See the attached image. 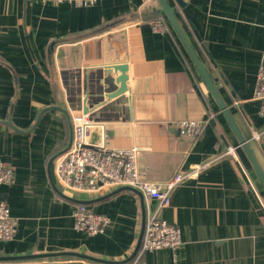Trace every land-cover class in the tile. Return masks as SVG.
I'll use <instances>...</instances> for the list:
<instances>
[{
  "label": "crops",
  "instance_id": "obj_1",
  "mask_svg": "<svg viewBox=\"0 0 264 264\" xmlns=\"http://www.w3.org/2000/svg\"><path fill=\"white\" fill-rule=\"evenodd\" d=\"M165 1L174 20L158 0H0V160L14 171L0 184V203L17 223L14 238L0 241V264H264V186L248 154L264 174V116L253 100L264 66V0ZM153 20L166 31L154 32ZM115 65L127 68L126 91L107 99ZM76 117L89 124V146L136 148L142 180L186 176L170 204L158 209L127 190L100 199L119 189L61 187L54 162ZM182 120L204 121L202 136L179 134ZM229 146L234 156H220ZM78 204L106 216V228L77 231ZM152 214L178 227L177 250L137 247Z\"/></svg>",
  "mask_w": 264,
  "mask_h": 264
},
{
  "label": "built area",
  "instance_id": "obj_2",
  "mask_svg": "<svg viewBox=\"0 0 264 264\" xmlns=\"http://www.w3.org/2000/svg\"><path fill=\"white\" fill-rule=\"evenodd\" d=\"M51 3L64 1L81 6H90L99 0H42ZM157 33L166 31L160 20L149 23ZM253 100L259 104V113L264 116V66L258 70L256 89ZM204 121L182 120L175 124L179 134L199 139L204 131ZM89 124L83 117L73 118V130L70 144L60 157L55 159L54 177L64 189L81 194H98L110 189L126 188L127 191L140 194L145 199L155 200L158 209L170 204L172 190L186 176L176 175L172 180L161 185L147 182L140 178L136 166L138 150L110 149L105 145L93 147L87 143ZM257 137V135H255ZM234 156V148L227 147L220 156ZM14 171L0 160V184H10ZM74 228L87 235H95L106 228L109 219L91 211L87 206L78 204L73 212ZM17 232L16 220L8 207L0 203V241H10ZM182 240L178 227L156 216L147 215L143 221L140 251L153 252L160 249L175 251ZM132 264H139L137 262Z\"/></svg>",
  "mask_w": 264,
  "mask_h": 264
},
{
  "label": "water",
  "instance_id": "obj_3",
  "mask_svg": "<svg viewBox=\"0 0 264 264\" xmlns=\"http://www.w3.org/2000/svg\"><path fill=\"white\" fill-rule=\"evenodd\" d=\"M158 1H159L160 5L162 7L163 13L166 14L167 16H169L171 18V20H174L173 19V14H172V9L168 6L166 1L165 0H158ZM175 1H176V3L178 5H180V6L183 5L182 0H175ZM191 55L193 57V61H194V64H195V66H196V68L198 70L199 75L203 79L204 83L206 84V86L208 87L210 92L217 99V101L219 103V106H220V108L222 110L223 115L228 120V122L231 125V127L233 128V130L237 133V129H236L235 125H234V122L232 121L227 109L220 102V100H219V98H218V96H217V94L215 92V89H214L213 83H212V81L210 79V76L208 75L207 71L202 66V64L198 61V59L192 54V52H191ZM109 69L112 70L115 74L118 73V76L115 79H112L110 77H108L106 79V83L105 84H106V88L108 90L104 91V93H105L104 97L107 98V99L115 98V97L123 94L126 91V82H127V74H126L127 68H126L125 65H115V66L109 67ZM115 84L119 85V87L118 88H114ZM84 113H87V110H84ZM242 145H243L244 148H246V145H245L244 141H242ZM248 154H249V157H250V159H251V161L253 163V166H254L255 171L257 173V176H258V179L262 183V185L264 186V174L261 172V170L255 164V162H254V160L251 157L249 152H248ZM126 190H127L126 188H121V189L117 190L116 192L110 193V194H108V195H106V196H104V197H102L100 199L108 198V197L114 195L117 192L126 191ZM141 238H142V233H141V236L139 238V242H138V246H137L138 248L140 246ZM138 248H137V250H138Z\"/></svg>",
  "mask_w": 264,
  "mask_h": 264
}]
</instances>
